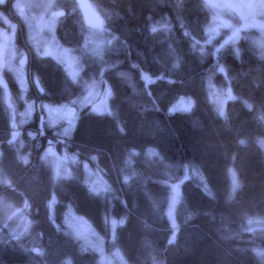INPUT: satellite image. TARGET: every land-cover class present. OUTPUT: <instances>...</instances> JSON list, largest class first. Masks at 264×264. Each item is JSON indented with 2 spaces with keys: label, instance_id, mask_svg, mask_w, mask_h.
<instances>
[{
  "label": "trees",
  "instance_id": "obj_1",
  "mask_svg": "<svg viewBox=\"0 0 264 264\" xmlns=\"http://www.w3.org/2000/svg\"><path fill=\"white\" fill-rule=\"evenodd\" d=\"M89 1L113 41L102 52L105 63L128 73L132 86L113 80L116 115L79 120L74 138L56 147L77 151L82 159L96 155L91 169L114 190L96 199L78 179L53 181L40 156L55 141L53 130L43 127L40 135L37 113L29 124L14 127L13 109L0 97V201L11 208L26 204L27 217L35 222L21 238L0 240V264H96V254L82 250L63 229L67 205L89 222L106 247L119 252L120 264H262L264 257L253 249L264 250V57L243 37L236 49L229 37L197 49L195 42L206 37L208 19L202 0ZM59 6L75 9L54 27L59 43L79 48L84 24L77 5L60 0ZM154 25L160 29L150 33ZM176 61L178 69L172 68ZM27 69L33 80L40 78L51 104L57 105L61 65L31 53ZM141 72L162 79L145 89ZM2 76L16 110L21 106L18 85L10 72L3 69ZM208 83L228 87L233 95L221 114L210 103ZM180 97L194 99L195 108L169 114ZM12 130H20L23 144H16ZM149 145L160 147L164 166H146L143 152ZM122 175L130 177L128 185L121 183ZM176 185L180 195L173 203ZM110 218L115 221L113 235ZM251 218L261 221V232L247 231Z\"/></svg>",
  "mask_w": 264,
  "mask_h": 264
},
{
  "label": "rangeland",
  "instance_id": "obj_2",
  "mask_svg": "<svg viewBox=\"0 0 264 264\" xmlns=\"http://www.w3.org/2000/svg\"><path fill=\"white\" fill-rule=\"evenodd\" d=\"M75 3L77 0H68ZM204 7L208 13V19L204 26L205 39L203 41H196V48L201 50L210 46H215L217 42L231 38L230 43L232 48L236 49L238 41L243 37L247 44L253 49V51L261 57H264V0H202ZM43 3L51 4L52 0H41ZM60 0H55V3L59 6ZM4 17L0 23V75L2 70H6L3 64L18 68V62L12 60L13 55V40L15 51L18 53L20 50H26L30 55L32 49L26 43L27 33L32 31L35 39L39 42L42 38H50L54 30L55 25L59 19L54 16L52 9H38L35 7L37 0H4ZM60 7V6H59ZM256 23V26L253 24ZM244 28V32H237L236 28ZM151 28L160 29L159 25H154ZM254 28V29H253ZM248 29H253L255 32H250ZM235 33V35H233ZM245 35V36H244ZM17 39H20V45L17 43ZM111 40L106 36L103 29L92 30L84 25V41L89 45L90 51H96L102 53L106 48L110 47L106 44V41ZM211 41L208 43L207 41ZM68 49V50H66ZM52 55L56 58L63 69L69 72H78L77 55L73 53L69 48L60 45L53 46ZM28 64V63H27ZM7 71V70H6ZM24 77L28 82V96L35 97L37 94L34 81L30 75L27 65L22 70ZM218 71L221 72V66H218ZM19 88V87H18ZM96 95L93 97L95 107L103 111L104 107H107L108 101L99 88L96 90ZM208 98L213 108L218 112L224 111L225 103L233 98V95L228 87H218L211 83L207 84ZM20 97V91L19 95ZM21 106L15 110L13 108V114L11 123L14 127H22L29 124L34 114H38V130H43V127L53 130L54 140L49 148L42 149L40 153L45 156V162L52 171H58L63 173L69 167L63 159V149H57L56 143H62L66 141V137L60 135V132L64 128H71L75 124L76 116L67 115V109L61 107L59 104H50L49 107L43 112H33L30 116L26 114L25 104L20 98ZM192 103L190 99L185 97L178 98L171 106L172 112H186L190 109ZM11 110V109H9ZM16 136V144H23L20 136L23 134L20 130L13 131ZM39 134V133H38ZM26 135H29L30 139L34 137L31 131H26ZM35 148L38 146V141H35ZM261 148L264 152V138L260 141ZM18 148V147H17ZM46 149H52L50 152H45ZM27 152L24 156H21V160L25 161ZM90 183H92L98 190H103L105 179L98 171L91 169V176L89 177ZM54 198L49 202V215L52 214V205ZM26 204H23L20 208H11L8 204L0 201V240H16L27 234L28 229L21 224H26L29 220L27 217ZM27 206V205H26ZM7 208L10 214L13 215L12 220L9 222L13 225V231L3 227V210ZM62 226L68 235L79 243L82 250L93 251L96 254V264H120L122 258L116 249L106 247L104 240L97 235L89 222L84 218L76 215L70 206H66L64 215L62 217ZM111 235H113V224L115 221L109 219ZM20 225L19 227H16ZM247 231L252 233L261 232L263 226L261 221L256 218L248 219Z\"/></svg>",
  "mask_w": 264,
  "mask_h": 264
},
{
  "label": "clouds",
  "instance_id": "obj_3",
  "mask_svg": "<svg viewBox=\"0 0 264 264\" xmlns=\"http://www.w3.org/2000/svg\"><path fill=\"white\" fill-rule=\"evenodd\" d=\"M78 6V5H77ZM35 7L38 9H52L56 14L58 19H62L71 14L75 9L65 10L59 7L55 0H52L51 4L43 3L41 0H37ZM150 33L156 31L155 28L149 29ZM114 39V38H113ZM211 43V41H207ZM26 43L32 49L33 54L36 58L40 60H53L57 64L59 62L52 55L53 46L59 43V39L53 30L50 38H42L39 42L36 41L31 30L27 33ZM112 40L106 41L108 46H111ZM227 43V41H225ZM224 45L221 44L220 47ZM68 50V49H66ZM77 53L78 62V72H76L75 78L66 69L62 68V80L60 85V91L58 95L60 99L56 101L61 107L68 109L77 118V125L71 128H64L60 132V135L67 138V141L62 143H68L74 138L76 128L78 127L79 120L85 117H108L112 118L116 115V108L114 104L117 100V90L116 85L113 84V80L121 86H132V77L124 71H115L116 65H108L105 63V53H99L96 51H90L87 42L83 43L79 48L70 49ZM219 49H217L218 51ZM203 51V49H201ZM215 55V53H213ZM12 60L18 62V68L9 65L8 63L3 64V67L13 75L19 91L20 100L25 104L26 114L31 115L33 112H43L45 111L53 101L50 99V94L46 91L44 86L40 82L39 77H35V86L37 94L35 97L28 96V82L23 74V69L26 67L29 54L26 50H20L18 53L15 51L14 40H13V55ZM94 66V67H93ZM133 68L137 67L135 64L132 65ZM180 67L179 61L172 64V68L178 69ZM112 75L109 77V72ZM162 79L161 75L152 76L148 73L141 72L139 80L142 82L145 89L150 85H154ZM174 81L169 80L168 83H173ZM99 88L100 92L103 93L106 100L108 101L106 110H97L95 107L93 97L96 95V89ZM0 97H2V102L8 109H13L12 93L9 89L8 82L0 75ZM192 103V107L195 108L196 102L191 97L189 98ZM168 113L172 114V109L169 107ZM123 132V128L120 129ZM70 146V145H69ZM52 149H46L45 152H50ZM133 155H140L136 150H133ZM143 158L146 166L159 168L164 166L165 157L157 145H149L143 152ZM41 159L44 160L45 156L42 155ZM63 159L69 166L67 170L61 175L60 172L54 171L52 174V180H79L80 186L85 190L86 194L90 198L103 199L113 192V185L109 181L104 182L103 190H98L92 183H90L89 177L91 176V166L97 162V156L91 155L84 159L81 158V154L77 151L69 152L68 147L63 149ZM127 163V161H125ZM98 166V165H97ZM130 177L127 175H122L121 183L123 185H128ZM242 186V185H241ZM179 185H176L171 194L172 202L175 203L179 198ZM25 209L27 206H24ZM15 213L10 214L9 210L5 208L3 210V227L13 231V225L9 222L12 220ZM35 222L28 220L26 224H21L27 229L32 226ZM17 225L16 227H19ZM253 251L260 257H264V250L253 249ZM264 264V260H262Z\"/></svg>",
  "mask_w": 264,
  "mask_h": 264
},
{
  "label": "water",
  "instance_id": "obj_4",
  "mask_svg": "<svg viewBox=\"0 0 264 264\" xmlns=\"http://www.w3.org/2000/svg\"><path fill=\"white\" fill-rule=\"evenodd\" d=\"M76 5H78L77 9L80 14L82 23L86 27L92 30H99L103 27V18L92 6L89 0H77ZM54 16L57 17V14L54 13ZM67 115L72 116L73 113L67 109ZM34 251H36V249Z\"/></svg>",
  "mask_w": 264,
  "mask_h": 264
},
{
  "label": "flooded vegetation",
  "instance_id": "obj_5",
  "mask_svg": "<svg viewBox=\"0 0 264 264\" xmlns=\"http://www.w3.org/2000/svg\"><path fill=\"white\" fill-rule=\"evenodd\" d=\"M4 0H0V23L2 21V18L4 17V3H3ZM30 56V55H29Z\"/></svg>",
  "mask_w": 264,
  "mask_h": 264
},
{
  "label": "snow or ice",
  "instance_id": "obj_6",
  "mask_svg": "<svg viewBox=\"0 0 264 264\" xmlns=\"http://www.w3.org/2000/svg\"><path fill=\"white\" fill-rule=\"evenodd\" d=\"M70 74L73 76V78H75L76 72L73 71V72H70ZM97 110H101V109L97 108ZM103 110H106V106L104 107Z\"/></svg>",
  "mask_w": 264,
  "mask_h": 264
}]
</instances>
